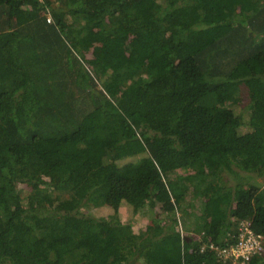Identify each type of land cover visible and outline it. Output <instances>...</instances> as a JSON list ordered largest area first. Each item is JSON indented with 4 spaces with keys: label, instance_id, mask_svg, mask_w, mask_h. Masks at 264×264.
Listing matches in <instances>:
<instances>
[{
    "label": "trees",
    "instance_id": "1",
    "mask_svg": "<svg viewBox=\"0 0 264 264\" xmlns=\"http://www.w3.org/2000/svg\"><path fill=\"white\" fill-rule=\"evenodd\" d=\"M50 4L0 0V264H221L245 218L264 246V0Z\"/></svg>",
    "mask_w": 264,
    "mask_h": 264
},
{
    "label": "built area",
    "instance_id": "2",
    "mask_svg": "<svg viewBox=\"0 0 264 264\" xmlns=\"http://www.w3.org/2000/svg\"><path fill=\"white\" fill-rule=\"evenodd\" d=\"M225 240L224 244L209 243L205 247L215 249L221 264H246L264 252L263 237L252 229L249 218L241 219L235 232L228 233Z\"/></svg>",
    "mask_w": 264,
    "mask_h": 264
},
{
    "label": "rangeland",
    "instance_id": "3",
    "mask_svg": "<svg viewBox=\"0 0 264 264\" xmlns=\"http://www.w3.org/2000/svg\"><path fill=\"white\" fill-rule=\"evenodd\" d=\"M43 1H45V0H40V2H43ZM50 1H51V4L46 5L47 10H46L45 14H46L47 20H49L51 22L53 20L52 19V13L53 12L60 13V12L65 11L67 9V0H50ZM259 1H262V0H259ZM234 98H236L242 104L247 103V96L245 93L239 94L237 92L236 94H234ZM209 100L212 101L213 99H209ZM131 159H134V157L133 158H126L122 162L129 161ZM187 170H189V168H187ZM182 180H183L184 184H189L190 182L195 181V179L189 178L187 176V174L182 177ZM22 186L23 185H20L18 187L20 189V191L21 192L26 191V189ZM83 210H84V212L89 213L93 217H105L107 219H111V217L108 218L107 216H104L105 214L103 213V211L98 207L97 204H94L93 202H88L87 208L84 207ZM150 216H151L150 211L146 207L143 210L142 215H141L139 220H135V219L129 217L128 215L122 216V220L125 223H134L133 229H134L135 234L138 235V234L142 233V230L145 228V225H146L147 221L149 220ZM139 263H140V261H139Z\"/></svg>",
    "mask_w": 264,
    "mask_h": 264
}]
</instances>
